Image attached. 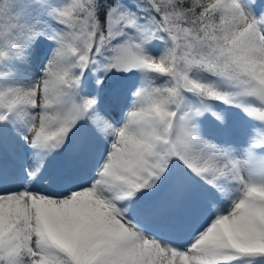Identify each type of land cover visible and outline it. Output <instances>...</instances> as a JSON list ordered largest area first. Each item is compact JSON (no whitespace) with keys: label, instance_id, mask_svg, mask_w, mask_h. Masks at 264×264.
I'll return each instance as SVG.
<instances>
[{"label":"snow or ice","instance_id":"6c2138e0","mask_svg":"<svg viewBox=\"0 0 264 264\" xmlns=\"http://www.w3.org/2000/svg\"><path fill=\"white\" fill-rule=\"evenodd\" d=\"M42 41L0 72V264H264V0H0V67ZM208 101L259 125L242 152Z\"/></svg>","mask_w":264,"mask_h":264},{"label":"rangeland","instance_id":"374dc122","mask_svg":"<svg viewBox=\"0 0 264 264\" xmlns=\"http://www.w3.org/2000/svg\"><path fill=\"white\" fill-rule=\"evenodd\" d=\"M35 13H33V20L37 19ZM119 42V41H114ZM51 45L47 41L39 42L38 44V55H34L31 67L24 71L23 67L14 65L13 63L4 64L0 67V72L7 75L6 79H2L4 86H20L28 87L35 80H38L41 76V68L44 61H46L48 53L50 52ZM163 50V45H157L151 49L153 56H158ZM86 84L91 89L94 87L93 80L90 73L85 74ZM194 78L202 79L205 82H215L214 78H210L207 75H196ZM139 74H130L124 76L122 74L111 75V80L124 82L126 89H131L139 82ZM222 91H226L223 86H221ZM187 99L193 104L197 103L196 99L193 98L191 94H185ZM105 107H111V105L106 101ZM211 107L212 111L222 114L225 117V123L221 125L212 115V112H205L201 117L198 118V123L202 129L203 135L211 140L218 143L227 142L233 149L234 152H242L246 147V141L252 138L253 135L259 133V125L255 124L253 121L249 120L244 113L231 106H224L219 104H214V101L207 102ZM213 103V104H212ZM253 106H258V102H255ZM118 115V113H114ZM21 127L23 125L21 124ZM255 128V129H254ZM26 151H28L26 149ZM62 154H57L48 158V174H54L57 170L59 163L63 160ZM241 156H237V159H241ZM28 164H33V161L29 158L27 160ZM43 180V177H42ZM227 205H225L226 207ZM190 241L189 236L181 238L177 242L178 247H183L186 243Z\"/></svg>","mask_w":264,"mask_h":264},{"label":"trees","instance_id":"16d2710c","mask_svg":"<svg viewBox=\"0 0 264 264\" xmlns=\"http://www.w3.org/2000/svg\"><path fill=\"white\" fill-rule=\"evenodd\" d=\"M112 2V0H107V3H111ZM103 6H105V0H102V7ZM115 43V42H114ZM196 75H206V74H203V73H197V74H195L194 76H196Z\"/></svg>","mask_w":264,"mask_h":264}]
</instances>
